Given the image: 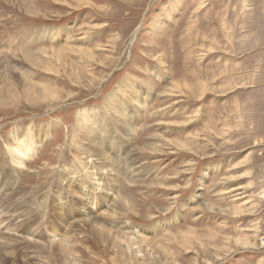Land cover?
I'll return each instance as SVG.
<instances>
[{"label": "rangeland", "instance_id": "1", "mask_svg": "<svg viewBox=\"0 0 264 264\" xmlns=\"http://www.w3.org/2000/svg\"><path fill=\"white\" fill-rule=\"evenodd\" d=\"M0 264H264V0H0Z\"/></svg>", "mask_w": 264, "mask_h": 264}, {"label": "bare ground", "instance_id": "2", "mask_svg": "<svg viewBox=\"0 0 264 264\" xmlns=\"http://www.w3.org/2000/svg\"><path fill=\"white\" fill-rule=\"evenodd\" d=\"M60 50V49H59ZM63 50V49H62ZM54 51V50H53ZM58 51V50H57ZM18 54V53H17ZM30 54V53H29ZM16 55V54H15ZM20 55V54H19ZM25 56V55H24ZM15 57V56H14ZM29 57V56H28ZM43 86V85H42ZM179 87V85L178 84H176V87ZM205 90V89H204ZM46 91H49V90H46ZM29 96V95H28ZM17 137H15L14 139H16ZM95 141V140H94ZM9 142V141H8ZM20 142L19 141H17V146L16 145H14V146H12V148H13V151H14V153L15 154H17V165H19L20 167H22V166H24L25 165V157L26 158H31V156L33 157L34 156V152L37 150V146L36 145H34V144H30L29 142H25L24 144H23V147L22 148H20ZM92 145V144H91ZM8 147H10V146H8ZM7 147V148H8ZM35 154H36V152H35ZM93 159V158H92ZM15 161V160H14ZM94 161V160H93ZM19 166H17V167H19ZM13 169V168H12ZM16 169V168H15ZM21 171V170H20ZM15 172V171H14ZM97 173V172H96ZM97 175H98V173H97ZM95 176V175H94ZM96 177V176H95ZM95 179H97V178H95ZM98 180V179H97ZM97 184H102L101 182H97ZM122 197V196H121ZM120 197V198H121ZM123 201H124V204L125 205H128V206H130V204L128 203V201L129 200H127L126 198H124L123 199ZM94 224L98 227V229H100V230H102L103 232H106V233H110L109 231H107V230H105V228L101 225V224H98L96 221H94ZM64 234V233H63ZM62 235V234H61ZM112 235V234H111ZM63 236V235H62ZM57 237L56 235H55V237H54V241L53 240H51V241H53V243H54V246L56 245L57 247H58V249L62 252V254L65 256V257H67V254L69 255L70 253H71V251H72V249H73V247L71 246V239H70V236H66V238L64 239L63 237ZM133 236V235H132ZM134 237V238H133ZM133 237H131V238H133V244H135V242H137L138 241V243L139 242H141L140 240H139V238H140V236L137 234V233H134V236ZM137 240V241H136ZM70 242V243H69ZM244 243H246V242H244ZM126 244V243H125ZM43 245V244H42ZM128 245H129V243H128ZM243 245V244H242ZM40 246V245H39ZM47 246V245H46ZM3 250V249H2ZM5 250V249H4ZM7 251V250H6ZM72 252H74V249H73V251ZM5 253V252H4ZM74 254H77V251L76 252H74ZM76 256V255H75ZM16 257V256H15ZM27 257V256H26ZM67 261V260H66Z\"/></svg>", "mask_w": 264, "mask_h": 264}]
</instances>
